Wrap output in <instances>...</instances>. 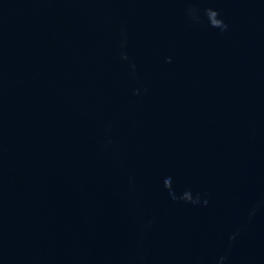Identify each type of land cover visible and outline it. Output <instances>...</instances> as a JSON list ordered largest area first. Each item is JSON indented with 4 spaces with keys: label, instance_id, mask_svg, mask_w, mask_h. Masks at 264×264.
<instances>
[{
    "label": "water",
    "instance_id": "water-1",
    "mask_svg": "<svg viewBox=\"0 0 264 264\" xmlns=\"http://www.w3.org/2000/svg\"><path fill=\"white\" fill-rule=\"evenodd\" d=\"M0 264H264V0H0Z\"/></svg>",
    "mask_w": 264,
    "mask_h": 264
}]
</instances>
